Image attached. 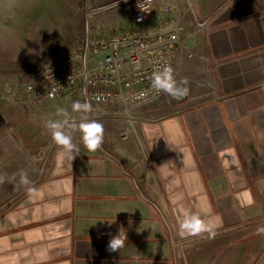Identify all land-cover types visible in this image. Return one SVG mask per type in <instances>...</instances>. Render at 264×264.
<instances>
[{
  "label": "crops",
  "instance_id": "0c3cea01",
  "mask_svg": "<svg viewBox=\"0 0 264 264\" xmlns=\"http://www.w3.org/2000/svg\"><path fill=\"white\" fill-rule=\"evenodd\" d=\"M91 1L106 31L133 27L124 0ZM177 1L194 5L183 38L197 57L184 61L185 98L166 95L163 106L138 112L144 151L118 137L125 121L102 115L99 148L87 150L74 133L76 156L62 159L43 116L0 99V264H187L171 225L207 254L219 234L236 242L264 223V0ZM61 97L55 110L71 112L77 95ZM233 152L230 180L222 161ZM186 213L211 218L213 234L182 230ZM121 227L127 241L109 251V234ZM242 246L243 264H264V235ZM212 258L218 264V253ZM238 259L231 253V263Z\"/></svg>",
  "mask_w": 264,
  "mask_h": 264
},
{
  "label": "built area",
  "instance_id": "2783aa9c",
  "mask_svg": "<svg viewBox=\"0 0 264 264\" xmlns=\"http://www.w3.org/2000/svg\"><path fill=\"white\" fill-rule=\"evenodd\" d=\"M122 3L131 9L127 19L133 27L106 31L97 23L96 33H92L94 29L86 33L83 50L55 61L32 76L21 89L31 96L32 103H43L44 108L51 107L50 104L62 95L75 92L77 100L91 105L90 119L100 120L99 116L106 115L125 121L127 126L117 129L118 137L135 138L144 151L136 131L137 114L149 106H163L167 95L151 88L152 73L168 65L180 81L184 61L197 57L187 48L188 41L183 38L185 18L194 5L189 3L183 10L177 0H124ZM157 13L160 21L146 24L149 17ZM206 28V24L200 25V29ZM7 90V100L14 102L15 86L8 84ZM100 107H107L108 111L100 112ZM55 111L50 109L52 114L46 113L44 117ZM170 227L177 246L182 249L185 241L178 237L173 225Z\"/></svg>",
  "mask_w": 264,
  "mask_h": 264
},
{
  "label": "rangeland",
  "instance_id": "374dc122",
  "mask_svg": "<svg viewBox=\"0 0 264 264\" xmlns=\"http://www.w3.org/2000/svg\"><path fill=\"white\" fill-rule=\"evenodd\" d=\"M99 8L102 7L94 6L91 0H0V99L11 105H31L34 109L30 118H46L44 114H52L49 110L55 109L60 97L51 107L44 108L43 103H32L31 96L21 87L55 61L84 49L86 33L89 29L97 32V23H102L99 17L103 13L96 12ZM125 22L128 24V19ZM8 84L15 86L14 102L7 100ZM102 111L107 112V107H100ZM226 235L219 234L218 246L211 247L207 254H204L205 243L185 244L182 250L186 263L194 264L197 256L201 263L206 258V264H216L212 257L218 253V264H235L230 262L231 253H235L238 263L243 264L241 260L246 251L242 244L264 235V223L233 236L236 242Z\"/></svg>",
  "mask_w": 264,
  "mask_h": 264
},
{
  "label": "clouds",
  "instance_id": "9594fccd",
  "mask_svg": "<svg viewBox=\"0 0 264 264\" xmlns=\"http://www.w3.org/2000/svg\"><path fill=\"white\" fill-rule=\"evenodd\" d=\"M151 88L157 93H165L173 100L179 101L188 95L186 81H178L171 66L165 65L161 69L154 71L151 76ZM143 95V93L141 94ZM91 105L88 102L75 100L71 104V112L64 108H57L51 116L43 118V127L50 134L52 141L59 146L58 155L62 159L72 161L78 150L74 143V133H78V139L87 150L95 151L99 148L105 136V124L101 120L90 119L87 113ZM79 114V118L77 115ZM238 161L234 152L230 156H225L222 164L232 178V173L236 170ZM22 182L27 183V178L22 177ZM109 226L113 222H108ZM182 230L189 231H208L212 235L214 227L211 218L207 221L202 220L196 213H186L180 221ZM123 227L119 228L115 235H110L107 243L109 251H117L127 241L126 231Z\"/></svg>",
  "mask_w": 264,
  "mask_h": 264
},
{
  "label": "water",
  "instance_id": "95a60500",
  "mask_svg": "<svg viewBox=\"0 0 264 264\" xmlns=\"http://www.w3.org/2000/svg\"><path fill=\"white\" fill-rule=\"evenodd\" d=\"M137 123H139V119H135Z\"/></svg>",
  "mask_w": 264,
  "mask_h": 264
}]
</instances>
